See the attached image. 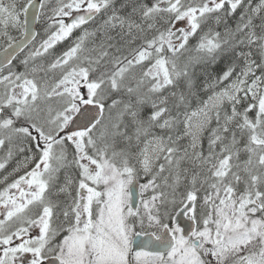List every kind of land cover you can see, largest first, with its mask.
<instances>
[{
    "label": "snow or ice",
    "instance_id": "1",
    "mask_svg": "<svg viewBox=\"0 0 264 264\" xmlns=\"http://www.w3.org/2000/svg\"><path fill=\"white\" fill-rule=\"evenodd\" d=\"M0 264H264V0H0Z\"/></svg>",
    "mask_w": 264,
    "mask_h": 264
}]
</instances>
